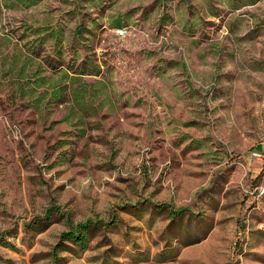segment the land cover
Masks as SVG:
<instances>
[{"label": "rangeland", "instance_id": "374dc122", "mask_svg": "<svg viewBox=\"0 0 264 264\" xmlns=\"http://www.w3.org/2000/svg\"><path fill=\"white\" fill-rule=\"evenodd\" d=\"M0 264H264V0H0Z\"/></svg>", "mask_w": 264, "mask_h": 264}, {"label": "trees", "instance_id": "16d2710c", "mask_svg": "<svg viewBox=\"0 0 264 264\" xmlns=\"http://www.w3.org/2000/svg\"><path fill=\"white\" fill-rule=\"evenodd\" d=\"M248 1H252V0H248ZM232 2H233V0H230V3H232ZM115 25L121 26L122 22L120 20H117L115 22ZM83 65L85 66V64H83ZM94 67H96V68H94V70H92V71H88L87 68H81L80 69L81 71H78V72L83 73V74H85V73H90V74L99 73L100 72L99 66H94ZM158 205L161 207V206L166 205V204L160 203ZM185 210H186L185 207H181V208H177V209L168 208V211L170 213V218L172 219V221H174L175 218H178L179 216L183 215L185 213ZM49 214H50V208H48L46 210L43 217H40V218L35 217L34 218V220H36V223H38V225H39L38 228L40 227V224H41L39 221H44V218H49L50 217ZM32 223H34V221L30 220V221L26 222V225L30 226ZM99 223H102V222L88 218V219H85L83 221H79L74 225L71 224L69 226V229L63 230L60 233L59 239H58L56 245L54 246V248H59V250L64 249L63 242L65 240H72L74 242H80L81 244L84 245V243L87 239L86 235L89 232L95 230L97 227H99V225H98ZM53 254L56 255L55 252H53ZM55 257H57V256H55Z\"/></svg>", "mask_w": 264, "mask_h": 264}]
</instances>
